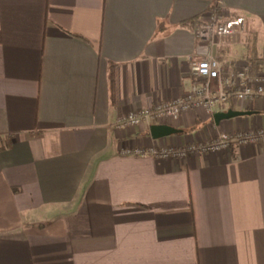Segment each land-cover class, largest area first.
Instances as JSON below:
<instances>
[{
	"label": "crops",
	"instance_id": "obj_1",
	"mask_svg": "<svg viewBox=\"0 0 264 264\" xmlns=\"http://www.w3.org/2000/svg\"><path fill=\"white\" fill-rule=\"evenodd\" d=\"M238 17L244 32L197 37ZM209 54L264 72V0H0V264H264V134L178 160L122 152L264 129L262 97L219 105L251 112L219 123L190 109L159 139L117 127L184 94Z\"/></svg>",
	"mask_w": 264,
	"mask_h": 264
},
{
	"label": "built area",
	"instance_id": "obj_2",
	"mask_svg": "<svg viewBox=\"0 0 264 264\" xmlns=\"http://www.w3.org/2000/svg\"><path fill=\"white\" fill-rule=\"evenodd\" d=\"M244 20L243 17L232 21L211 18L197 26V37L210 41L214 34L222 37L244 32ZM191 71L195 82L184 94L157 102L147 109L122 114L116 120L117 127L136 126L143 121L166 124L182 113L196 108H202L208 116H211L219 105L226 102H251L255 97L264 98V72L254 69L253 62L246 57H242L232 71L225 69L214 56L209 54L193 61ZM263 134L264 129L218 132L213 137L190 141L184 145L163 143L147 147L132 146L123 148L122 152L152 156L156 159L178 160L189 153L224 151L231 144H255Z\"/></svg>",
	"mask_w": 264,
	"mask_h": 264
},
{
	"label": "water",
	"instance_id": "obj_3",
	"mask_svg": "<svg viewBox=\"0 0 264 264\" xmlns=\"http://www.w3.org/2000/svg\"><path fill=\"white\" fill-rule=\"evenodd\" d=\"M250 113H251L250 111L228 109L227 111L215 112L213 117H214V121L216 123H219V121L222 119L232 118L235 116L250 114ZM175 132H177V130L168 124H152L150 126V134L154 139H159L164 136L171 135L172 133Z\"/></svg>",
	"mask_w": 264,
	"mask_h": 264
},
{
	"label": "trees",
	"instance_id": "obj_4",
	"mask_svg": "<svg viewBox=\"0 0 264 264\" xmlns=\"http://www.w3.org/2000/svg\"><path fill=\"white\" fill-rule=\"evenodd\" d=\"M211 9L214 10L216 9L215 4L211 6ZM249 53L252 55L253 54V42L250 45V50ZM251 61L253 62V65L255 63L253 57H251ZM254 69H255V65H254ZM109 90H110V95H111V100L114 102L115 99V65L114 64H110L109 66Z\"/></svg>",
	"mask_w": 264,
	"mask_h": 264
}]
</instances>
